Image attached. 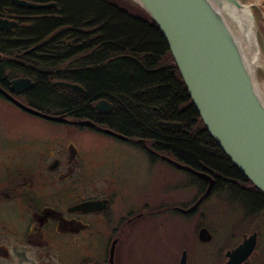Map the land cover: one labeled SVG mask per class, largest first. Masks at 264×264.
Here are the masks:
<instances>
[{
  "label": "flooded vegetation",
  "instance_id": "flooded-vegetation-1",
  "mask_svg": "<svg viewBox=\"0 0 264 264\" xmlns=\"http://www.w3.org/2000/svg\"><path fill=\"white\" fill-rule=\"evenodd\" d=\"M19 23L18 20L15 27ZM37 49H43L41 43L24 49L23 53L29 54ZM83 56L86 54L81 53L55 66L61 69L68 66L73 70L90 67L86 61L79 60ZM15 63L33 67L27 62ZM22 77L30 78L33 85L16 93L12 82ZM62 80H54L53 85L71 91L68 94L70 97L86 92L77 80L70 83L81 85L82 90L62 88L56 84ZM37 83L34 77L28 75L0 79L1 100L24 113L65 127L62 136L47 137L37 144L25 143L17 147L0 144V264H184L185 261L186 264H264L263 256H258L260 243L264 241V227L260 229L249 223H243L245 228L235 227L226 235L225 245L218 250L220 256H215L214 252L206 256H191L194 242L219 243L215 242V234L208 225L210 210L204 203L221 190L216 187L220 179H226L224 175L208 173L213 177L212 181L203 175L207 173L203 167L191 165L184 156L179 157L160 148L157 142L123 133L112 123L117 114L116 108L106 98L97 100L93 105L90 103L92 111L87 113L41 108L34 103L33 90ZM11 96L26 106L65 120H53L30 112ZM102 100L110 102L112 107L97 108ZM76 130L91 131L90 137H108L122 141L132 150L140 149L148 156L147 170L160 182L165 181L167 187L163 184L157 192L159 194H144L145 200L130 202L129 197L131 200L134 191L130 183L134 178L129 174L133 170L129 156L121 154L120 150L104 151L102 145H80L74 138ZM186 165L192 170L185 168ZM189 177L193 178L191 182ZM190 183L197 187V194L191 202L184 200ZM211 183L209 194L194 206ZM239 183L247 185L243 180ZM176 191H179L178 195L170 197ZM243 212L242 217L264 215V208L254 211L247 207ZM178 218L188 224L190 220L197 219L192 227L193 236L187 234L189 226L183 230L182 244L177 247L181 249L180 256H133L142 232L158 233L157 230L166 228L170 219ZM146 224L151 226L145 227ZM205 229L209 231L205 235L207 241L201 235ZM247 229L253 230L248 232ZM252 237H255L256 245L249 256H230L232 251Z\"/></svg>",
  "mask_w": 264,
  "mask_h": 264
},
{
  "label": "trees",
  "instance_id": "trees-1",
  "mask_svg": "<svg viewBox=\"0 0 264 264\" xmlns=\"http://www.w3.org/2000/svg\"><path fill=\"white\" fill-rule=\"evenodd\" d=\"M28 1L56 5L34 9L0 0V18L20 22L11 31L0 28V79L34 77L38 82L34 103L41 108L87 113L92 111L90 103L106 98L116 108L112 123L123 133L157 142L207 173L224 175L216 188L225 187L254 211L264 208V194L206 130L163 33L142 6L132 0ZM258 9L254 8L260 17ZM38 43L43 49L23 53ZM81 53L86 56L79 60L90 67L55 66ZM19 61L33 67L15 63ZM57 79L77 80L86 92L70 97L71 91L53 85ZM162 121L182 125L172 128Z\"/></svg>",
  "mask_w": 264,
  "mask_h": 264
},
{
  "label": "water",
  "instance_id": "water-1",
  "mask_svg": "<svg viewBox=\"0 0 264 264\" xmlns=\"http://www.w3.org/2000/svg\"><path fill=\"white\" fill-rule=\"evenodd\" d=\"M132 1L142 6L158 24L185 81L192 105L202 118L206 130L234 166L264 194V96L257 85L255 71L244 46V40L253 41L250 32L258 24L254 10L256 5H247L242 0ZM13 2L16 6L34 9L56 5V2L37 3L28 0ZM17 24L18 20L0 19L2 29H12ZM238 29H241L240 33ZM256 45L259 46L257 40ZM56 84L62 88L82 90L77 83L62 80ZM32 85L28 77L12 82L16 93ZM16 102L35 114L53 120H65ZM106 107H112L106 100L97 104L99 109ZM162 123L172 127L182 125L172 121ZM117 135L127 138L122 134ZM184 167L192 170L190 166ZM203 175L213 181L208 173ZM211 188L212 183L194 206L201 203ZM208 233L207 229L201 233L205 241ZM255 245V237L248 238L230 256H249Z\"/></svg>",
  "mask_w": 264,
  "mask_h": 264
},
{
  "label": "rangeland",
  "instance_id": "rangeland-1",
  "mask_svg": "<svg viewBox=\"0 0 264 264\" xmlns=\"http://www.w3.org/2000/svg\"><path fill=\"white\" fill-rule=\"evenodd\" d=\"M242 1L247 3V5L255 4L257 9L260 7V9H258L260 17H257L258 37L260 38V43L263 45L264 49V0ZM130 11L136 13L133 9H130ZM63 131H65L64 126L37 117L33 114L24 113L18 107L10 105L0 98V144H3L4 146L11 145L13 147L25 143L37 144L47 137L53 138L62 136ZM91 133V131L80 132L79 130H76L74 132V138L80 143V145H86V147L93 144L94 146L102 145L104 151L106 149L120 150L121 154L128 155L129 160L133 163V170H131V173L129 172L134 178V181L130 183V188L134 190L132 191L133 196L131 197V200L129 197L130 202L138 203L139 201L145 200L144 194H159L157 192L160 191L159 188H161L163 184V187H167L165 181L163 182L162 180L160 182L157 176L147 170L146 162L148 156L146 153H143L140 149L132 150L129 145L124 144L120 140L100 136L97 138L95 135L90 137ZM86 142H89L87 143L89 145H87ZM188 179L191 182V179L193 178L189 177ZM196 188V186L190 183L189 188L187 189V197L184 196V200L189 202L194 200L193 198L197 194ZM177 193H179V191L172 193L170 197L174 194L178 195ZM204 205L206 207L209 206V208H207L210 210V217L207 219L208 225L215 234V242L219 243L201 244L194 242V251L191 256H206L208 253L213 254V252L215 256H220L218 250L221 246L225 245L226 235L235 227L245 228L243 223H249L260 229L264 227L263 214H258V216L251 214L250 216L242 217V215L245 214L243 212L244 208H247L248 204L239 198L233 197L232 193L228 189H225V187L219 190V192L217 191L215 195H212ZM196 221L197 219L194 218L190 220V224H188L181 218L170 219V221L166 223V228L157 230L158 233L153 234L150 232L149 235L142 232V238L137 243L136 251L133 256H180L181 249L177 247L182 244L183 230L186 226H189L187 234L190 237L193 236L192 227L195 226ZM240 223H242V225H240ZM150 226V224L145 225V227ZM247 230H249L248 232H251L253 229ZM237 242L238 241H235V243ZM259 249L258 256H263L264 258V241H261ZM199 250L203 251L198 254L197 251Z\"/></svg>",
  "mask_w": 264,
  "mask_h": 264
},
{
  "label": "bare ground",
  "instance_id": "bare-ground-1",
  "mask_svg": "<svg viewBox=\"0 0 264 264\" xmlns=\"http://www.w3.org/2000/svg\"><path fill=\"white\" fill-rule=\"evenodd\" d=\"M238 32L240 33L241 29H238ZM250 36L253 38V41L248 42L247 40H244V46L252 62L257 85L264 96V49L263 45L260 43V38L258 37V24L257 27L251 30ZM256 40L258 41L259 46L256 45ZM212 173L215 172L212 171Z\"/></svg>",
  "mask_w": 264,
  "mask_h": 264
}]
</instances>
